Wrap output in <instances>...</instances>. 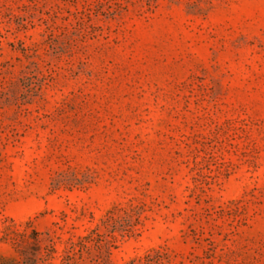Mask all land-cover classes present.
I'll return each instance as SVG.
<instances>
[{"label": "rangeland", "instance_id": "374dc122", "mask_svg": "<svg viewBox=\"0 0 264 264\" xmlns=\"http://www.w3.org/2000/svg\"><path fill=\"white\" fill-rule=\"evenodd\" d=\"M0 264H264V0H0Z\"/></svg>", "mask_w": 264, "mask_h": 264}]
</instances>
